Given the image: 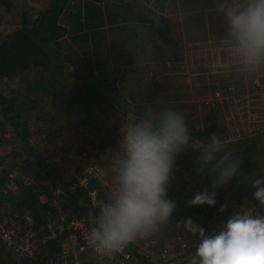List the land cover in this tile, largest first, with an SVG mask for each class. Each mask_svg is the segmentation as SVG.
<instances>
[{"label": "trees", "instance_id": "16d2710c", "mask_svg": "<svg viewBox=\"0 0 264 264\" xmlns=\"http://www.w3.org/2000/svg\"><path fill=\"white\" fill-rule=\"evenodd\" d=\"M134 2L152 9L149 19L141 18L143 22L150 24L148 30L130 27L133 26L135 20L132 18L135 17V6L137 5L132 4ZM216 2L217 0H206L207 9L203 10L204 13L212 5L216 8ZM174 3V0H47L45 7L38 14L21 13L18 22L11 30L0 31V85L4 81L18 80L21 86L27 85L24 93L28 95L36 91L50 94L49 107L51 110L73 115L79 120L83 119V122L87 120L93 124H98V117L94 111H98L101 105L111 107L116 111L114 114L110 113L116 120V124L111 132L104 133V137L99 134L97 139L102 143V148L107 147L112 144V141L106 143V138L109 139L111 134L118 132V125L123 118L132 117L135 120L148 111H159L154 108L156 101L152 92L160 84L158 78L156 76L150 78L151 83L153 82L152 90L140 84L142 80L139 79V61L142 59L146 63L147 60V58H140L141 49L148 53L154 46L157 50L153 49V51L156 52L166 48L171 49L176 53L174 60L177 63L185 58L194 59L188 53V46L184 45L179 37L173 36V26L178 23L171 22L168 10ZM184 3L190 4L188 0ZM196 11L186 17L188 24L196 28L200 36L205 37L209 32L213 33L215 22L211 20L210 26L207 23L204 24L206 16L197 9ZM206 28L210 31H206ZM135 31L139 32V35L146 33L149 43L142 45L144 47L135 46V40L128 44L123 43V36L119 35L129 33V37L132 33L135 34ZM107 39L111 41L107 42ZM121 42L127 45V48H119L117 45ZM119 50L124 52H118ZM193 63L198 70L196 81L201 90L206 93L205 83L207 82L201 80L205 79L203 72H207L208 68H203L202 61L199 59ZM66 68L78 81L71 83L75 86L76 93L71 92L73 87L63 86L58 82V75L62 74ZM164 71L160 72L159 78L162 76L166 78ZM47 73L52 74L50 79L43 75ZM33 74L38 75L40 79L35 78L36 80L30 82L28 76ZM209 87L213 90V83H210ZM228 87L227 84L224 86L225 91L234 94L232 88ZM139 92H142V95L137 100L134 96ZM248 98L251 100L250 103L254 101V97L249 96ZM13 104L0 93L2 117H6L7 110L13 111ZM242 104H246L244 99ZM99 113L102 114L101 111ZM185 118L192 143L206 146L212 139L218 141L220 128L216 126L215 119L210 124L204 123L198 126L195 121L188 117ZM236 120H229L231 121L229 127H232L234 123L237 125ZM222 123L226 124L223 121ZM238 124L242 125V122ZM255 124L252 123L256 126ZM256 130L258 129L254 128L248 137L246 134L249 130H245L246 133L244 130L236 132L234 134L236 138L224 148L231 152L233 157L238 158L240 164L238 176L216 190V200L218 201V195L227 189L240 200L246 201V207L251 211L255 210L257 213L264 214V205L251 199L254 189L248 185L256 176L264 175V143L262 142L264 134L259 136L254 133ZM22 132L25 140L23 152L26 157L21 168L22 176L12 186L9 173L0 169V222L8 220L6 222L10 224L20 219V223L23 224V234L27 229L35 231L55 219L57 214L53 207L55 201L61 202L66 222L62 224V231L56 232L53 237L51 232L48 233L45 230L39 233L41 237L37 239L44 240V242L39 244L38 252L33 257L17 258L0 241V264H59L62 247L67 243L70 235V231L66 229L67 222L73 219H84L90 225L96 208L91 205L85 191L73 187L81 177L83 169L76 168L74 176L66 180L56 164L48 161L49 157H39L32 148V144L26 142L30 139L26 127ZM2 142L0 137V148ZM219 155L222 153L218 154L217 159ZM2 161L3 158L0 155V166ZM187 172L192 174L189 168ZM209 180L210 177L207 176L206 186ZM92 188H97L104 200L106 196L98 182H91L89 189ZM216 215L217 206L215 205L203 217V220H206L203 224L195 223L209 232V229H212V218ZM27 219L31 222V228L26 225ZM5 227L10 229L7 225ZM128 248L137 258L141 257L135 253L136 251L134 252L132 246ZM92 258L89 261L83 260L82 264L106 263L105 260L98 261L96 257Z\"/></svg>", "mask_w": 264, "mask_h": 264}, {"label": "rangeland", "instance_id": "374dc122", "mask_svg": "<svg viewBox=\"0 0 264 264\" xmlns=\"http://www.w3.org/2000/svg\"><path fill=\"white\" fill-rule=\"evenodd\" d=\"M184 1L186 0H174V5L172 3L169 7L168 15L172 23H178V25L173 26V36L179 37L183 44L188 46V53L194 59L185 58L177 63L174 60L176 53L173 50L166 48L159 50V52L153 51V49L157 50V48L152 42L151 45L154 48H151L149 53L142 49L139 52L140 58H147L146 63L142 59L139 61V79L142 80L140 84L144 85L145 88H153V82L151 83L150 81L152 76H156L160 83L158 87L151 89L156 101L154 108L156 110L165 107L172 108L181 112L190 120L195 121L198 126L204 123L210 124L215 119L216 126L220 128L218 130L220 132L218 142L224 148L229 145L231 140L236 138L234 134L241 130H249L246 134L247 137L249 133L253 132L254 128L258 129L254 133L259 136L262 133L264 134V70L247 75L239 71L237 61L230 54L229 48L224 41V25L217 14L218 0L216 8L212 5L205 13L203 10L207 9L206 0H188L190 2L188 5ZM46 3L47 0H0V31L7 32L11 30L18 22L21 13L28 15L38 14L43 10ZM132 4L137 5H133L135 6V17L132 18L135 20L133 26L130 27L148 30L150 24L146 21L143 22L144 20L142 21L141 18L149 19L150 10L152 9L137 2ZM200 6L201 8H199ZM196 9L206 16L204 24L207 23L210 26L211 20L215 22V31L213 33L209 32L205 37L200 36L196 28L188 24L186 17L191 12H197ZM206 31H210L209 28H206ZM134 33L129 37V33L119 36H123V43L125 44L134 40L136 41L134 43L135 46L149 43V37L146 38V33L141 35L137 31ZM108 41L111 40L107 39ZM123 43L121 42L117 46L119 48H127V45ZM63 44L67 45L65 42ZM118 52L123 53L124 51L119 50ZM196 59L202 61L201 65L203 68H208L207 72H203L205 79L201 80L202 82H207L205 83L206 93L201 90L196 81L198 70L195 68V63H193ZM161 63L164 64L160 65ZM162 70H165L163 73L166 78L164 76L158 77L161 75L160 72ZM43 75L50 79L52 74ZM241 76L244 77L240 78ZM28 77L30 82L36 80L35 78L37 80L40 79L36 74ZM57 78L61 85L73 87L71 92L76 93L74 91L76 88L71 83L78 81L75 77H72L68 68L58 75ZM210 83H213V90L209 89ZM221 84H227L231 87L234 94L226 92L224 89L225 85ZM26 86H21L18 80L4 81L0 85V93L14 103L13 111H6L7 118L2 117L0 110V127L2 128L0 129V137L3 140L0 148V155L3 158L0 169L9 173L10 184L13 186L15 181L23 174L21 168L26 157L23 152L25 140L22 131L26 127V132L30 135L29 141L26 140V142L32 144V148H34L39 157H49V159L54 160L60 155L59 163L56 166L61 175L67 178L66 180L72 178L76 168L83 169L89 164H98L101 168V173L97 178V182L102 188L104 196H106L111 187L112 168L119 157L120 130L132 120L123 118L120 125H118V132L111 134L109 139L106 138V143L112 141V144L102 148V143L97 139L99 134L104 137V133L111 132L112 127L116 124V120L112 118L111 114L116 111L111 107L101 105L98 111H94L98 117V124L90 123L87 120L83 122V119L79 120L78 117L73 115L61 114L51 110L49 107L50 94L38 91L30 95L24 93ZM76 87L78 88V85ZM47 90L49 91V89ZM141 95L142 92H139L134 98L138 100ZM249 96L254 97V101L251 103ZM243 99L246 104H242ZM8 103L10 104V102ZM100 111L102 114L99 113ZM119 116L121 115L119 114ZM237 118L239 119L236 120ZM229 120H236L237 125L234 123L232 127H229L231 126V121ZM222 121L226 122V124H223ZM238 122H242V125H239ZM252 123H256V126L252 125ZM263 139L264 136H262V142L264 143ZM184 147L185 149L177 155L176 165L171 170L169 182L166 186L168 198L177 201V207L172 214V218L161 226L159 231L148 236V240L146 238L140 240L141 242L148 241L151 244L150 246H153L157 251L165 247L176 253L181 242H176L175 237L180 235L181 239L184 240L182 243L185 244L186 249L194 252L198 239L184 229L181 220L191 218L194 222L203 224L206 221L203 220V217L211 209V207L207 206H185L184 201L190 199L194 192L207 187L205 185L207 175L196 174L194 171L197 167V157L205 146L196 145L189 140V143ZM188 168L192 171V174L187 172ZM218 196L216 204L217 215L212 218V229H209V232L218 230L232 213L251 211L250 208L246 207V201L240 200L238 196L230 193L227 189H224ZM221 205H226L223 211L218 210ZM251 212L264 215L255 212V210ZM6 221L0 222V228L8 229L5 227L7 225L15 232H23V224L20 223V219L9 222L10 224ZM43 226L32 231L35 235L34 238L41 237L39 233L42 230L46 231L45 228L47 226ZM57 226L61 227L58 223L55 228ZM70 239H73L72 236ZM79 246L80 244L74 242L72 244H64L59 264H71L73 261L83 262L86 259L88 261L93 259L92 257L87 258L89 257L87 256L88 254L80 252ZM190 252L186 253V258ZM139 262L142 264L140 260Z\"/></svg>", "mask_w": 264, "mask_h": 264}, {"label": "clouds", "instance_id": "9594fccd", "mask_svg": "<svg viewBox=\"0 0 264 264\" xmlns=\"http://www.w3.org/2000/svg\"><path fill=\"white\" fill-rule=\"evenodd\" d=\"M217 14L239 71L247 75L264 70V0H218ZM189 140L185 116L167 107L148 111L120 130L111 187L94 211L87 233V246L98 261L156 233L172 218L177 201L168 198L166 186L177 155ZM239 164L212 139L200 151L194 169L210 177L208 186L194 192L185 206L214 207L216 190L238 176ZM248 185L254 189L251 199L264 205V175ZM181 221L198 239L191 264H264V215L235 212L213 232L191 218Z\"/></svg>", "mask_w": 264, "mask_h": 264}, {"label": "built area", "instance_id": "2783aa9c", "mask_svg": "<svg viewBox=\"0 0 264 264\" xmlns=\"http://www.w3.org/2000/svg\"><path fill=\"white\" fill-rule=\"evenodd\" d=\"M60 155H58L54 160L49 159L48 161L53 163L54 165L59 163ZM101 173V168L98 164L92 163L83 168V172L81 177L74 184V188H81L83 191L87 193L88 199L91 205L97 209L98 205L102 201L101 192L98 191L97 188L89 189V185L91 182H97V178ZM61 202L55 201L53 207L56 209V217L53 220H50L47 223L46 231L51 232V236L53 237L56 232L62 231V224L66 222V215L62 212ZM30 220H26V225L28 228H31ZM60 224L61 227L55 226ZM90 225L84 219H73L68 221L66 224V229L70 231V235L67 238V243L72 244V242L76 244H80L79 251L88 254L89 256L95 257V255L88 248L86 239L87 233ZM20 236V237H19ZM34 234L31 229L25 230L24 234L21 231L15 232L11 229H3L0 228V241L7 247V249L11 250L13 255L17 258L22 257H33L36 252H38L39 244L43 243L44 240L39 241L37 238H34ZM72 236L73 239H70ZM176 242H181L179 250L175 253L173 251L168 250L167 248H162L159 251L155 250L148 241H142L139 244L137 241L129 246L134 248V252L141 255L142 264H191V259L193 257L194 252H190L185 247L183 239H181L180 235L175 237ZM128 246V247H129ZM126 247L122 252L115 253L107 258H105V262L108 264H141L139 262L140 257H136L134 253ZM187 252L190 254L187 256ZM187 253V254H186ZM61 258V256H60ZM71 264H82L79 261H73Z\"/></svg>", "mask_w": 264, "mask_h": 264}, {"label": "crops", "instance_id": "0c3cea01", "mask_svg": "<svg viewBox=\"0 0 264 264\" xmlns=\"http://www.w3.org/2000/svg\"><path fill=\"white\" fill-rule=\"evenodd\" d=\"M21 9H22V8H21ZM27 9H28V8H27ZM130 119L133 121V118H132V117H131ZM62 176H63V175H62ZM73 176H74V174H73ZM73 176H72V177H73ZM64 178L67 179L66 177H64ZM146 239L148 240L147 237H146ZM140 240H141V239L137 240V243H138V244L141 242ZM63 246H64V245H63ZM139 260L142 262L143 259L140 257Z\"/></svg>", "mask_w": 264, "mask_h": 264}]
</instances>
